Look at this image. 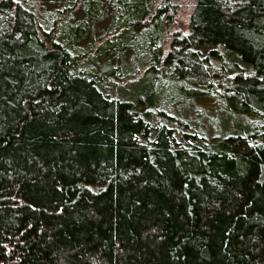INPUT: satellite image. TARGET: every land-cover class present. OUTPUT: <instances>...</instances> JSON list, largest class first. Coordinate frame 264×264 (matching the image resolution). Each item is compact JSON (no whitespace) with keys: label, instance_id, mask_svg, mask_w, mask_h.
<instances>
[{"label":"trees","instance_id":"trees-1","mask_svg":"<svg viewBox=\"0 0 264 264\" xmlns=\"http://www.w3.org/2000/svg\"><path fill=\"white\" fill-rule=\"evenodd\" d=\"M54 3L0 0V264H264V0H193L167 53L173 0ZM130 54L260 125L154 127L101 89Z\"/></svg>","mask_w":264,"mask_h":264},{"label":"rangeland","instance_id":"rangeland-1","mask_svg":"<svg viewBox=\"0 0 264 264\" xmlns=\"http://www.w3.org/2000/svg\"><path fill=\"white\" fill-rule=\"evenodd\" d=\"M26 1L33 5L45 28L53 22V15H59L60 7L54 3V0ZM163 1L165 0H157V5ZM173 3L177 7V15L174 25L167 32L165 53L169 51L174 35L188 34L189 20L194 7L193 0H173ZM99 44L101 43L97 45ZM232 62L237 63L238 61L231 59L227 64L231 65ZM118 64L123 66L125 78L118 81H105L101 89L109 98L131 102H136L139 95L143 96L149 89H153L154 107L151 110V122L154 127L165 123L177 135L181 136L187 132L190 135L205 137L211 142L228 135L248 134L254 130L256 125H260V121L256 118L230 114L219 94L210 96L208 99L186 97L185 93L190 91L191 87L171 82L169 78L161 75V67L157 68L159 71L157 76L154 73L147 75L149 63L145 58H135L130 54L119 60ZM167 117L170 119L167 120Z\"/></svg>","mask_w":264,"mask_h":264}]
</instances>
